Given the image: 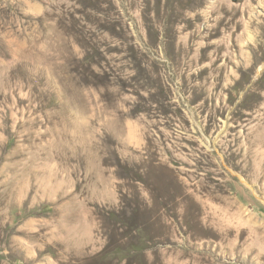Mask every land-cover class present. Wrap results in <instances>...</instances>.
<instances>
[{
    "label": "rangeland",
    "instance_id": "374dc122",
    "mask_svg": "<svg viewBox=\"0 0 264 264\" xmlns=\"http://www.w3.org/2000/svg\"><path fill=\"white\" fill-rule=\"evenodd\" d=\"M0 264H264V0H0Z\"/></svg>",
    "mask_w": 264,
    "mask_h": 264
}]
</instances>
